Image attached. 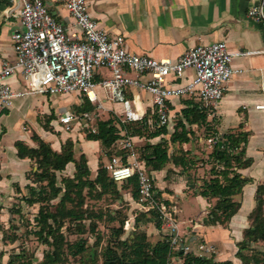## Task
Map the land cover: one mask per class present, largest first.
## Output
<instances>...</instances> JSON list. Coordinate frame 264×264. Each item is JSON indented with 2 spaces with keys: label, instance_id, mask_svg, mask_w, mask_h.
<instances>
[{
  "label": "crops",
  "instance_id": "crops-1",
  "mask_svg": "<svg viewBox=\"0 0 264 264\" xmlns=\"http://www.w3.org/2000/svg\"><path fill=\"white\" fill-rule=\"evenodd\" d=\"M41 1L63 27L75 31L73 20L60 0ZM21 2L22 0H19V3ZM85 2L89 15L99 27L109 36H122L126 49L135 55L176 60L190 48L219 42L225 43L232 53L259 52L233 58L232 67L242 70V73L233 76L226 84L222 100L214 114L219 136L242 123L243 130L249 133L245 156L252 160V164L237 172L253 183L243 189L240 210L231 218L228 228L212 226L208 230L203 226L192 225L196 220L204 222L207 214L209 205L206 200L194 195L195 188L200 184L199 179L203 178L208 170L207 166L197 169L196 174L192 173V176L198 179L195 185L188 184L189 178L178 174V170L171 166L151 173L155 192L161 193L162 199L173 204L176 222L177 212L185 213L187 231L191 228L197 233L201 232L200 237L205 244L212 242L226 247L234 245V241H241L242 232L248 228L247 217L255 206L256 187L264 184V22H257L247 16V12L255 6L261 8L264 13V0H85ZM14 4L15 0H0V69L4 62L14 61L11 36L15 31L23 29L18 17L19 6L10 11ZM130 76L136 77L133 73ZM192 76L193 72L187 70L183 79L177 80L176 83H183ZM108 77L109 72L101 69L97 71L95 80L99 82ZM8 83L13 91L23 89L19 74L10 78ZM98 91L101 92L98 96L103 101L107 95L101 89H97ZM75 95L76 98H82ZM126 97L140 104L150 120L153 110L150 95L139 90H131ZM183 101L198 102L195 98L173 99L170 105L173 118L184 108ZM62 102L74 104L70 96L30 95L15 99L9 110H0V234L2 230L8 228L9 221L16 218L11 215L10 209L18 203L21 196L27 194L28 185L34 186L27 179L28 173L34 171L33 164L29 160H20L17 157L14 147L16 141H22L35 148L36 143L31 140V136L36 134L50 144L54 151L59 152L61 144L69 139L73 143L75 158L81 154L85 155L91 178L95 176L98 164L102 163L107 167L110 165L101 145L85 140L86 132L80 131L78 125H74L70 133H64L60 129L57 118L66 110L64 106H60ZM109 102L111 101L107 100L103 103V111H113L116 117L121 116L123 112L121 104ZM44 125L51 128L52 132L45 131ZM171 130L172 127L169 132ZM139 141L134 140V146ZM201 142L203 139L199 138L198 143ZM207 145L208 148L205 149L209 152L211 146ZM195 147V143L188 144L184 149L198 155ZM168 170H172L174 175H168ZM73 172V164H68L61 175L72 176ZM191 185L194 186L193 189ZM174 199L178 202L176 207ZM124 200L131 205L129 200ZM196 201L203 204L198 205L202 207L198 215H194L193 203ZM19 203L23 209L24 203ZM184 204L188 205L190 210H186ZM202 228L207 230L204 235Z\"/></svg>",
  "mask_w": 264,
  "mask_h": 264
},
{
  "label": "trees",
  "instance_id": "trees-1",
  "mask_svg": "<svg viewBox=\"0 0 264 264\" xmlns=\"http://www.w3.org/2000/svg\"><path fill=\"white\" fill-rule=\"evenodd\" d=\"M182 104L184 108L177 114L176 123L173 121L171 132L166 126L157 125L154 114L150 118L151 122L147 115L141 122L126 123H122L118 117H111L98 121L93 128L94 132L86 130L85 140L98 142L109 162L118 156L123 164H126L127 153L117 148V142L124 137L122 133L134 140H144L145 143L138 149L134 147V150L145 172L151 174L171 166L178 170V174L189 178L188 184L195 185L198 179L192 173L196 174L197 169L207 166L208 170L199 179L200 184L195 188L194 195L205 199L209 205L203 225L225 228L240 210L243 189L253 183L237 172L252 164V160L245 156L249 133L243 130L242 123L219 136L216 131L217 120L214 116L210 117V110L204 109L199 101H183ZM79 107L81 110L82 106ZM92 108L90 106L86 111ZM194 128L203 130V141H212L211 150L204 155L206 160L201 159L200 162V158L191 150L184 149L185 145L196 144L201 138L196 135ZM44 129L52 132L47 125H44ZM155 139L157 142L152 143ZM31 140L36 143L35 148L22 141H16L14 147L20 160L32 162L34 171L28 173L27 179L34 186L26 187L27 194L21 196L10 213L22 221V206L19 202L28 208L37 207L32 219L34 228L25 233L33 235L37 242L47 248L38 264H69V257L86 255L88 246L84 239L70 242L67 238V235L86 233L94 238L93 245L101 255L102 264H169L170 259L181 264H232L229 260L216 262L213 256L199 257L193 253L172 251L170 236L161 231L162 222L155 209L149 212L139 210L133 219V232L123 239L126 232L124 225L129 219L118 220L116 212L96 209L88 201L97 202L106 196L122 204L123 193L128 192L137 203V175L115 183L110 178L108 167L100 163L95 176L91 178L85 155L75 158L71 140L67 139L61 144L59 152L54 151L50 144L36 134H32ZM68 164L74 166L72 176L61 175ZM167 173L174 174L172 170ZM117 184H121L120 187ZM154 199L174 213L172 205L162 199L161 193L155 192ZM254 202V209L247 217L249 226L242 232V240L236 244L237 251L234 254L242 264H264V251H252V244L264 243V184L257 185ZM13 221L10 220L9 227L1 231V234L8 235V241L5 242L9 244H14L19 237L15 227L10 224ZM102 221H118V227L110 230L107 241L97 231L98 222ZM146 223L153 224L161 233L156 242H150L147 234L139 230V226ZM27 225H30L29 222ZM244 250H250L251 255L242 254ZM95 263L93 259L92 264ZM4 264H33V259L21 249L18 253L10 254Z\"/></svg>",
  "mask_w": 264,
  "mask_h": 264
},
{
  "label": "built area",
  "instance_id": "built-area-1",
  "mask_svg": "<svg viewBox=\"0 0 264 264\" xmlns=\"http://www.w3.org/2000/svg\"><path fill=\"white\" fill-rule=\"evenodd\" d=\"M73 20L75 31L65 28L47 10L41 0H18V17L22 30L11 36L14 61L4 62L0 69V110H9L13 101L30 95L65 96L77 94L91 104L96 111L104 109L107 100L118 102L123 108L118 118L122 123L141 122L144 109L137 102L129 100L126 94L139 90L151 96L152 114L159 127H173L171 102L173 99L195 98L213 117L222 100L226 84L242 73L232 67L234 57H245L259 52L232 53L223 42L190 48L176 60L130 53L122 36H109L91 18L85 0H60ZM11 9V8H10ZM248 18L264 22V13L255 6L247 12ZM262 53V52H261ZM109 72V77L96 82L98 70ZM187 70L193 72L183 83ZM136 77H131L130 74ZM19 74L23 89L13 91L8 80ZM97 89L107 96L103 101ZM90 114H74L65 111L57 118L61 130L68 132L74 125L88 127ZM93 131V127L91 128ZM124 136L117 142V148L127 153L126 164L114 156L108 166L113 182L121 183L134 174L138 177V205L144 212L156 210L164 228L170 236V249L193 253L199 257H209L213 246L198 243L195 247L185 245L178 234L174 213L166 205L154 199L152 174H147L143 163L137 161L134 138ZM212 144L211 140L207 141ZM132 220H127L124 230L133 228Z\"/></svg>",
  "mask_w": 264,
  "mask_h": 264
},
{
  "label": "rangeland",
  "instance_id": "rangeland-1",
  "mask_svg": "<svg viewBox=\"0 0 264 264\" xmlns=\"http://www.w3.org/2000/svg\"><path fill=\"white\" fill-rule=\"evenodd\" d=\"M100 91H98L97 93L99 94ZM101 93V92H100ZM65 96H70L74 102V104H66L65 102H62V104H60L61 107L64 106V109H66L65 111H70L73 112L74 114H83V113H88L90 114L91 117V121L88 122V127H80V131H85L87 133L86 130L91 131V128L95 126V124L98 121H104L107 120L108 118L114 117L117 118L115 113H113V111H96V109L92 108L91 111H86L90 108V106L92 107L91 104H89L85 99H79L76 98L74 96H76L75 94H69V95H65ZM64 97V96H61ZM111 104H116L115 102H109ZM79 104V105H78ZM78 105V106H76ZM79 106H82V109L79 110ZM64 111V112H65ZM63 112V113H64ZM176 115L175 118H173L174 123H176ZM91 126V127H90ZM194 131H196V135L198 137H203V130H198L197 128L193 129ZM64 133H70V131L68 132H64ZM85 133V134H86ZM152 143L157 142V139L152 140ZM145 143L144 140H141L139 142H136L135 147L138 149L140 148L143 144ZM207 141H203L201 143H196L195 144V148L198 150L199 154L197 155L200 160L198 162L201 161V159L206 160V158H204L205 153L208 152L207 149L208 145H207ZM188 148V147H186ZM201 153V154H200ZM174 175V174H173ZM121 184H117L118 187H120ZM123 200L127 199L129 200V202L131 203V205L127 202V201H123L122 204H119V202H116L115 200H113L110 197H104L102 200L100 201H88L89 205H94V207L97 209H101L104 212L107 211H113L116 212V215L118 216V220H121L123 218H128L129 220L134 219L135 214L139 212L140 206L138 205V202L136 203L132 198L131 195L128 192H124L123 196H122ZM174 203H175V207L177 206V200L174 199ZM137 204V205H135ZM171 204V203H170ZM194 207H195V214L194 215H198L201 213L202 211V207H199L198 205L200 204L201 206L203 204H201L200 202L196 201L193 203ZM16 205V204H14ZM173 207V204H171ZM185 205V209L186 210H190L189 206ZM21 206V205H20ZM171 207V208H172ZM37 212V207H26L24 206V208L22 209V221H18L17 219H14L13 222H11L10 224L13 225L15 227V233L19 236L18 237V241H16L14 244H9L8 241L6 240V237H8V235H4V234H0V254H3V256H0V264H4L7 260L8 257L10 256V254L13 253H18L21 249L24 250L25 254H27L30 258L33 259V264H38V262H40L42 260V254L43 252L47 249L45 246L41 245L39 242L36 241V239L34 238L33 235L26 234L25 232H30L29 230H32V228H34L32 219L34 217V215ZM177 217H178V222L177 223V228H178V234L181 237H185L184 241L189 240L190 238H195L196 241L191 243L189 246L190 247H195L198 243H204V241L202 240V238L200 237V235L202 234L201 232L198 231L195 232L193 229H189L188 231L186 230V228L188 227L187 224V218L185 213H179V211L177 212ZM175 218V217H174ZM29 222V226L27 225V223ZM162 225V224H161ZM193 226L195 225H199V226H203L209 229H211L210 227L212 226H204L203 222L200 220H196L195 222H193L192 224ZM249 226V224H248ZM9 227V224H8ZM118 227V221L115 222H107V221H102V222H98L97 225V231L100 233V235H102L103 240L107 241L108 238L110 237L111 234V229L112 228H117ZM221 228H223L222 226H220ZM228 227H225L223 229H227ZM132 229L127 230L123 235V239L126 238L127 236H129V234H131ZM139 230L145 232L148 236V239L150 242H156L160 236L161 233L155 229V227L153 226V224L149 223V224H141L139 226ZM194 232H193V231ZM162 231V229H161ZM168 230L164 228V231H162L163 233H166ZM202 232L203 235L207 233V230L202 228ZM11 234V233H10ZM199 234V235H198ZM231 238V236H229ZM67 238L70 242H74L78 239H84L86 241V246H88V252L86 253V255L81 256V257H76V258H71L69 257V264H92L93 259L96 261L95 264H102L101 261V255L98 251H96L95 247H94V238L86 233L84 235H67ZM229 238V239H230ZM233 239V238H231ZM230 239V240H231ZM234 240V239H233ZM240 242V241H238ZM238 242L234 241V245H230V246H220L217 244H214L212 242H209L208 245L213 246V250L214 252L212 253L211 257L213 256L214 261L216 262H221L219 260H229L232 262V264H242L238 259H236L234 257V254L237 251V247L236 244ZM252 251H258V252H263L264 251V243H257V244H252ZM96 252L95 255H91L92 252ZM176 252V251H174ZM252 252H250V250H244L242 252V254L244 255H251ZM3 262V263H2ZM169 264H181V262H177L173 260L169 261Z\"/></svg>",
  "mask_w": 264,
  "mask_h": 264
},
{
  "label": "water",
  "instance_id": "water-1",
  "mask_svg": "<svg viewBox=\"0 0 264 264\" xmlns=\"http://www.w3.org/2000/svg\"><path fill=\"white\" fill-rule=\"evenodd\" d=\"M17 7H18V0H15V4H14V6L11 8L10 11L15 10ZM219 146H220V144H219ZM191 188L193 189L194 186L191 185ZM195 241H196L195 238H190L189 240L185 241V245H186V246H189L191 243H193V242H195Z\"/></svg>",
  "mask_w": 264,
  "mask_h": 264
}]
</instances>
